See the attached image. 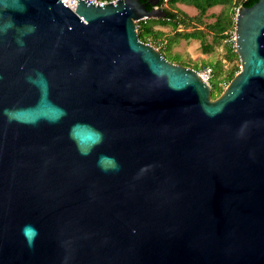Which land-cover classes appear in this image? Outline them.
Returning <instances> with one entry per match:
<instances>
[{"label":"water","instance_id":"1","mask_svg":"<svg viewBox=\"0 0 264 264\" xmlns=\"http://www.w3.org/2000/svg\"><path fill=\"white\" fill-rule=\"evenodd\" d=\"M158 3L0 0V264H264V0L214 99Z\"/></svg>","mask_w":264,"mask_h":264},{"label":"trees","instance_id":"2","mask_svg":"<svg viewBox=\"0 0 264 264\" xmlns=\"http://www.w3.org/2000/svg\"><path fill=\"white\" fill-rule=\"evenodd\" d=\"M167 2V6L163 8L167 12L166 17L141 19L136 22L138 38L144 43H151L156 48L161 44L160 51L166 58L167 56L177 58L179 60L177 63L188 65L196 71L210 67L212 69L209 80L211 97L217 98L224 88L222 83L228 82L240 70V59L235 46H233V41L226 39L229 36L230 28L235 24L236 8L250 7L257 0H167ZM179 3L195 7L197 14L189 16L186 11L179 8ZM219 5H222V9L219 14L214 16L215 21L206 23L205 17H207L208 10ZM148 8L152 7L148 6ZM156 26L168 27L169 32L158 29ZM208 34L211 36V42H206L205 38ZM178 39L198 40L203 54L211 53L216 45L223 46L225 49L224 59L231 63V66L225 67L222 58L215 62L202 61L195 65L188 64L186 60H180L178 54L172 55L171 53L172 45Z\"/></svg>","mask_w":264,"mask_h":264},{"label":"rangeland","instance_id":"3","mask_svg":"<svg viewBox=\"0 0 264 264\" xmlns=\"http://www.w3.org/2000/svg\"><path fill=\"white\" fill-rule=\"evenodd\" d=\"M178 6L182 10L186 11L189 16H195L197 14V10L193 6H188V4H183V3H179ZM221 9H222V5L215 6L211 9H209L207 12V17H205V22L206 23L214 22L215 21L214 16L219 14ZM237 10H238V8H236V13H237ZM233 26L234 25H232V28H230V30L233 29ZM160 29H163L165 32H169L168 27H163V28L160 27ZM205 39H206V42H211L210 34L206 35ZM226 39L231 41L229 36ZM159 47H161V44H159L157 47L160 50ZM172 47H173L172 51H171L172 55L178 54L180 60H186L188 64L197 61V59H201V57H206V59H208V60H205V61H210V62H215V61L220 60L222 58L223 62L225 63V67L231 66V63H229L228 61H226L224 59L225 49L223 46H217L216 45L214 50L211 53L203 54L201 51V47H200L198 40H191V42H190V41H187L185 39H178L177 42L174 45H172ZM167 58L169 61H171L173 63L179 61L177 58H171L168 56H167ZM190 61H192V62H190ZM199 61L200 60H198V62ZM190 65H192V64H190ZM226 83H222L223 87L226 85Z\"/></svg>","mask_w":264,"mask_h":264},{"label":"built area","instance_id":"4","mask_svg":"<svg viewBox=\"0 0 264 264\" xmlns=\"http://www.w3.org/2000/svg\"><path fill=\"white\" fill-rule=\"evenodd\" d=\"M89 1H92V2H95L98 4H102V3H106V2H112L114 0H105V1L89 0ZM167 4H168L167 0H161L155 8H162L163 9L164 7L167 6ZM136 29H137V24H136ZM228 33H229V38H230V40L233 41V46H234V31H233V29L230 30ZM148 44H151V43H148ZM211 70L212 69L210 67H206V68H203L201 70H198L197 73L205 82L209 83V80L211 78Z\"/></svg>","mask_w":264,"mask_h":264},{"label":"crops","instance_id":"5","mask_svg":"<svg viewBox=\"0 0 264 264\" xmlns=\"http://www.w3.org/2000/svg\"><path fill=\"white\" fill-rule=\"evenodd\" d=\"M156 28L160 29V26H156ZM161 28H163V27H161ZM161 30H163V29H161ZM190 42H191V40H190ZM198 60H200V61L198 62ZM205 60H208V59H206V57H201V59H197V61H195V62L190 61L192 63H190V62L189 63L192 64V65H195V64H200L202 61H205Z\"/></svg>","mask_w":264,"mask_h":264}]
</instances>
